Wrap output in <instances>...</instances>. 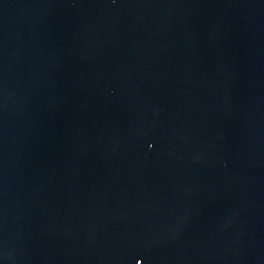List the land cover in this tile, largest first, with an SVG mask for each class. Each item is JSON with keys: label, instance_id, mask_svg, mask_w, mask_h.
<instances>
[{"label": "water", "instance_id": "obj_1", "mask_svg": "<svg viewBox=\"0 0 264 264\" xmlns=\"http://www.w3.org/2000/svg\"><path fill=\"white\" fill-rule=\"evenodd\" d=\"M0 264H264V0H0Z\"/></svg>", "mask_w": 264, "mask_h": 264}]
</instances>
